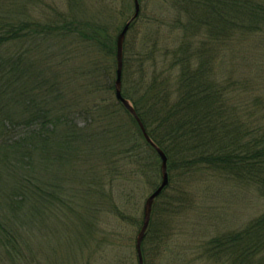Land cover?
Returning <instances> with one entry per match:
<instances>
[{"label":"trees","instance_id":"trees-1","mask_svg":"<svg viewBox=\"0 0 264 264\" xmlns=\"http://www.w3.org/2000/svg\"><path fill=\"white\" fill-rule=\"evenodd\" d=\"M4 1L0 264H39V230L50 243L68 231L65 255L78 260L86 252L87 264L92 255L99 264H139L137 188L143 183L155 191L162 174L156 150L115 95L116 43L129 20L120 26L112 17L89 16L84 0H69L65 11L30 21L13 0ZM138 2L142 13L123 45L122 97L167 157L169 176L152 210L142 259L176 264L189 249L174 253V231L199 182L247 183L264 195V96L248 90L262 75L223 81L217 72L223 50L264 39V0ZM131 3L128 11H135ZM154 3L174 13L167 26L170 35L178 33L177 45L165 53L163 18L145 13ZM128 228L137 232L135 240ZM192 250L189 264H264V211Z\"/></svg>","mask_w":264,"mask_h":264},{"label":"rangeland","instance_id":"rangeland-1","mask_svg":"<svg viewBox=\"0 0 264 264\" xmlns=\"http://www.w3.org/2000/svg\"><path fill=\"white\" fill-rule=\"evenodd\" d=\"M9 1L5 0L4 2L8 3ZM13 1L18 9L23 11L20 16H27L30 21L43 22L50 18L55 11H65L69 0ZM102 1L105 2H101V0H84L83 9H85V13L89 16L99 17L98 19L100 17L105 19L108 17L109 19L111 17L112 19L115 18L116 22H120V26L133 16V7L128 11L132 5L131 0H128V4L127 0ZM143 9L145 10L144 6ZM140 12L142 13L141 6ZM145 13L149 17L161 16L163 18L164 24L160 35L164 40L159 39V43L163 53H165V48L173 49L177 45L178 33L173 32L172 35L169 34L167 24L169 25L174 19V13L170 5L154 3L149 6V10H145ZM141 22L138 23L137 28L142 32ZM143 35L144 31L140 37L142 38ZM141 38H139V42ZM254 41H244L242 44H237L235 48L233 47L231 51L225 49L220 53L217 63L218 78L220 80L223 79V81L240 79L239 81L242 82L244 78L250 79L252 75L254 76V73L261 74L262 79L258 80V85L257 80H250L248 90L249 95L255 94L257 89L258 93L264 96V39L261 43H253ZM137 190H140L141 197H138L140 198L139 210L141 214L143 213L144 203L152 191L148 192L147 187L143 183L138 186ZM192 191L194 193L192 204L182 213L179 223L175 228V238L172 243V249L175 254L184 249L189 250L187 256L183 257V259L178 257L176 264H189L192 262L195 258L192 248L198 245L199 242L209 240L227 231L240 230L264 211V195L260 194L255 187L247 183L201 181L196 185V189L193 188ZM52 224H48L47 228L50 227V230L54 231V228L51 227ZM43 231L45 230L35 231L36 233H34V253L37 255L36 258L40 262L39 264H87L89 255L86 252L78 260L74 256L69 257L65 255L66 251L62 245L64 244L63 241L67 240V237L64 236H68V231L64 230L62 233L60 230L59 234L61 233L63 237H58L59 241L54 238L52 243L48 240H43L44 236L47 235L45 233L42 234L41 232ZM126 233L131 236L134 235L131 228H128ZM42 235L44 236L42 237ZM136 236L137 232L134 235V240ZM35 264L38 263L36 262ZM89 264H99L97 256L92 255ZM191 264L213 263L201 261L200 263L195 262Z\"/></svg>","mask_w":264,"mask_h":264},{"label":"water","instance_id":"water-1","mask_svg":"<svg viewBox=\"0 0 264 264\" xmlns=\"http://www.w3.org/2000/svg\"><path fill=\"white\" fill-rule=\"evenodd\" d=\"M134 15L132 18L126 23L124 28L122 29L121 33L119 34L117 38L116 43V61H117V70H116V81H115V95L118 102L122 104V106L134 117L136 122L138 123L146 141L156 150L160 160H161V174H162V181L159 187L151 193V195L146 199L143 207V224L140 233L137 236L136 239V253L138 256L139 264H143L142 259V252H141V246L143 243V240L145 238L146 232L148 230L150 220H151V214L154 207V204L156 200L160 197V195L164 192V190L169 185V176L167 171V157L165 154L160 150L156 145L150 140L148 135L146 134V131L139 120L138 116L136 115L132 105L130 102L125 100L122 97V71H123V45L126 38V35L129 31V28L133 21H135L140 14V5L138 0H134Z\"/></svg>","mask_w":264,"mask_h":264}]
</instances>
